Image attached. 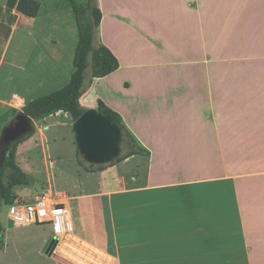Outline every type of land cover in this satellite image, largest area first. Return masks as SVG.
<instances>
[{"label":"crops","instance_id":"crops-1","mask_svg":"<svg viewBox=\"0 0 264 264\" xmlns=\"http://www.w3.org/2000/svg\"><path fill=\"white\" fill-rule=\"evenodd\" d=\"M36 1V15L27 16L0 0V69L11 70L6 83L21 89L9 100L0 98L12 111L64 86L73 70L78 31L70 1V7L65 0ZM98 4L95 41L109 49L118 67L90 79L89 56L80 104L89 90L104 87L108 97L101 101L148 153L89 172L98 176L96 189L64 195L72 236L107 257L106 264H121L117 238L125 233L138 237L132 241L139 247L135 264H264V0ZM20 26H26L25 36L16 41L31 42L36 51L9 53ZM41 89L49 90L34 96ZM97 100L90 107L97 108ZM33 122L42 141L45 133ZM151 123L161 124L158 133L139 131ZM183 125L187 131L178 133ZM106 170L112 173L105 176ZM124 198L136 201L143 226L115 227ZM71 200L97 212L92 229L74 222ZM4 205L12 221L13 204ZM179 220L189 227H178ZM1 241L5 253L3 235ZM27 264L93 263L52 245L43 260Z\"/></svg>","mask_w":264,"mask_h":264},{"label":"rangeland","instance_id":"rangeland-1","mask_svg":"<svg viewBox=\"0 0 264 264\" xmlns=\"http://www.w3.org/2000/svg\"><path fill=\"white\" fill-rule=\"evenodd\" d=\"M65 5H69L68 0H65ZM25 30L26 26H20L19 30L14 33L8 48L9 53L17 49V51L20 52V48L22 51L28 53L36 51L31 42L26 44L25 40H23L21 44H19L16 41L17 37L23 38V36H25ZM162 45L165 46L164 43H162ZM87 63L90 64V60H88ZM7 69L6 66L0 69V98L9 100L13 91H20L21 89L15 82H11L10 84L6 83V80L8 81V76L12 75V71ZM88 73V71L85 72L86 79L89 76ZM47 90L49 89L37 90L34 96L43 94L47 92ZM32 94L33 93H30V95ZM107 97L108 94L104 87L91 89L83 98V108H92L90 107L92 100L100 99L105 101ZM96 102L97 101H95V103ZM17 113L18 111H12L8 106L0 103V137H2L3 129L14 123V117ZM53 115L54 114L48 118L36 121L38 126H40L45 133V138L42 141L35 132L31 135L25 134L24 140L18 143L16 147L15 162L27 173L30 179L28 185L15 188V192L19 196V202H25L44 190L49 193L52 200L67 202L64 195H72L73 193H78L82 189L90 191L97 187L98 176L96 173L84 171L77 162V149L74 142V135L71 130L74 120H72L70 114L67 112H60ZM32 123L35 126L34 122ZM185 128H187L186 125L180 126L177 130L178 133H185L187 131ZM160 129L161 124L158 123L148 124L145 128L142 126L139 127L140 132H147L148 134L158 133ZM158 143L159 141H157L156 144H151V146L153 148L154 146L158 147ZM136 159L141 161L144 158L137 156ZM46 167L49 169L48 172L46 171ZM111 173L112 171L106 170L104 175H110ZM131 173V171L125 173L127 180H130ZM141 174L142 173L139 172V175ZM48 178L52 179L51 182L54 187H51L50 190L54 193L48 189ZM133 200L134 199L129 198L119 200L118 205L120 210L117 211V216L114 219L115 227L119 228L121 231L133 230L143 226V222L138 219L137 211H139V206L136 204V201ZM123 201H125V203ZM70 203L73 207L72 216L74 222L83 225V230L85 229L87 231L86 228H88V230L92 229L90 225L93 219L96 220L97 212L92 210L89 205H87L88 207H84V203H82V207H80V200H71ZM186 203H188L186 208L189 209V202L186 201ZM75 205L76 209H74ZM123 205H125L123 207L124 210L121 208ZM0 206V244L2 243L1 239L3 235V243L6 246V252L0 253V264H27L29 259L43 260L44 256H47L48 239L53 237L51 224L44 223L15 226L12 221L5 218L7 212L5 205L0 204ZM11 216L12 215H10V217ZM187 223L188 224H186V221L179 220L177 226L189 227V221ZM104 227L106 226L104 225ZM125 234L117 238L118 248L116 257L121 264H135L138 260L137 255L139 247L137 246V242L132 241L137 240L138 237ZM101 238L102 237H100V239ZM128 242L130 244H128ZM88 244L89 243L79 238L73 237L71 229L68 226L61 236L55 238L52 245H60L62 251L67 255L77 257V259L86 263L106 264V262L109 261L104 255L91 251L88 248Z\"/></svg>","mask_w":264,"mask_h":264},{"label":"trees","instance_id":"trees-1","mask_svg":"<svg viewBox=\"0 0 264 264\" xmlns=\"http://www.w3.org/2000/svg\"><path fill=\"white\" fill-rule=\"evenodd\" d=\"M69 1L74 11L78 31V41L72 60L73 70L64 86L27 101L22 110L18 111L31 120L26 135H31L36 131L33 121H39L57 111L67 112L72 120H75L83 112L84 108L79 99L83 92L86 60L89 56L90 79L103 77L118 67V61L109 49L95 41V34L102 17L98 0ZM7 5L16 6L20 12L27 16H35L39 7L36 0H7ZM97 110L111 118L119 126L122 132L121 153L115 161L108 164H90L86 163L76 151L77 162L85 171H99L131 155L148 153L145 148L137 144L116 111L105 105L100 99L97 100ZM24 138L25 136H22L14 142H4L0 137V204H12L17 197L15 188L30 183L27 173L15 162L16 147Z\"/></svg>","mask_w":264,"mask_h":264},{"label":"water","instance_id":"water-1","mask_svg":"<svg viewBox=\"0 0 264 264\" xmlns=\"http://www.w3.org/2000/svg\"><path fill=\"white\" fill-rule=\"evenodd\" d=\"M31 120L22 113L14 123L2 131L4 142H14L27 134ZM72 133L78 155L90 164H108L121 153L122 132L115 121L100 113L97 108H87L73 121Z\"/></svg>","mask_w":264,"mask_h":264},{"label":"built area","instance_id":"built-area-1","mask_svg":"<svg viewBox=\"0 0 264 264\" xmlns=\"http://www.w3.org/2000/svg\"><path fill=\"white\" fill-rule=\"evenodd\" d=\"M11 209V220L16 225L44 224L52 226L53 237L49 239L51 246L55 238L61 236L69 226V208L66 202L51 199L48 192H41L25 202L16 197Z\"/></svg>","mask_w":264,"mask_h":264}]
</instances>
